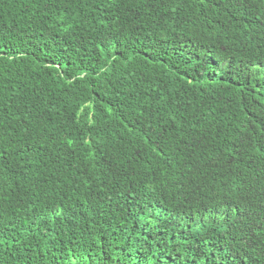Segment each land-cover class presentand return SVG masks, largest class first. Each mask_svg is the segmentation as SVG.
I'll return each mask as SVG.
<instances>
[{
	"label": "trees",
	"instance_id": "trees-1",
	"mask_svg": "<svg viewBox=\"0 0 264 264\" xmlns=\"http://www.w3.org/2000/svg\"><path fill=\"white\" fill-rule=\"evenodd\" d=\"M263 32L264 0H0V264H264Z\"/></svg>",
	"mask_w": 264,
	"mask_h": 264
},
{
	"label": "clouds",
	"instance_id": "clouds-1",
	"mask_svg": "<svg viewBox=\"0 0 264 264\" xmlns=\"http://www.w3.org/2000/svg\"><path fill=\"white\" fill-rule=\"evenodd\" d=\"M261 65H264V32L260 39V44L254 50L252 55ZM254 140L255 142V151L258 153L257 157L263 159V161L256 160L254 162L253 170L254 174L258 180V189L262 193L264 198V121L261 122L255 129ZM251 164L248 165V170L250 171Z\"/></svg>",
	"mask_w": 264,
	"mask_h": 264
}]
</instances>
